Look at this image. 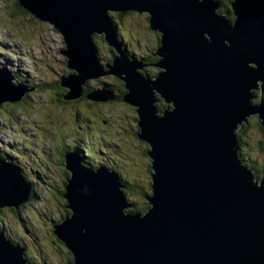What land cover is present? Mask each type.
Segmentation results:
<instances>
[{
    "label": "water",
    "instance_id": "water-1",
    "mask_svg": "<svg viewBox=\"0 0 264 264\" xmlns=\"http://www.w3.org/2000/svg\"><path fill=\"white\" fill-rule=\"evenodd\" d=\"M18 1L64 38L59 53L74 72L61 77V98L83 97L90 78L118 77L122 100L137 109L136 135L149 145L144 214L126 211L116 170L86 167L77 152L66 153L70 213L53 232L71 252L70 264H264V177L243 163L236 133L251 115L264 127V98L253 102L264 87V0H232L233 20L220 15V0ZM128 11L148 12L161 34L155 77L118 40L110 13ZM95 34L118 51L113 63L100 60ZM13 79L0 67V105L35 89ZM108 88L97 100L117 98ZM160 97L170 105L163 112ZM17 167L0 159V210L19 209L32 196ZM0 264H31L25 246L2 230Z\"/></svg>",
    "mask_w": 264,
    "mask_h": 264
},
{
    "label": "rangeland",
    "instance_id": "rangeland-1",
    "mask_svg": "<svg viewBox=\"0 0 264 264\" xmlns=\"http://www.w3.org/2000/svg\"><path fill=\"white\" fill-rule=\"evenodd\" d=\"M18 4V0H0V67L28 86L27 89L30 86L35 89L26 91L21 101H6L0 105V159L18 165L28 182L33 184L35 194L20 206L19 214L11 207L2 208L0 227L14 239L24 241L30 250L27 255L37 264L41 263L42 257L52 264H63L72 259V255L53 232L54 224L68 214L67 201L62 195L66 185L62 152L67 147H78L86 167L93 168L100 162L114 167L132 184V191L127 192L131 206L126 211L135 212L133 203L136 208L149 205L147 200L140 198L139 189L143 187L151 192V158L146 155L149 146L136 135L140 131L136 107L118 99L97 100L100 99L98 94L105 93L102 81L109 82L119 93L114 85L119 82L115 76L90 78L83 97L67 101L61 98L67 89L59 86L57 81L73 73L67 67L65 54L59 53L67 48L64 38L52 23L40 21ZM112 14L118 27V40L129 53L149 58L151 53L157 52L161 34L150 29L148 12ZM95 43L103 63L115 57L114 53L118 54L102 36H96ZM144 68L151 76L160 71L147 65ZM15 79L14 86H17ZM92 91L90 99L87 94ZM162 98L157 103L158 109L165 103ZM261 99L258 94L253 101L260 103ZM258 119L259 115L257 120L255 116L250 119L242 138L243 152L249 156L246 163L252 157L255 171L260 169L259 174L256 173L260 180L264 173L261 171L264 151L259 148V142L264 140V135ZM7 156L14 158L13 163L4 159ZM68 171L69 180L71 171Z\"/></svg>",
    "mask_w": 264,
    "mask_h": 264
},
{
    "label": "flooded vegetation",
    "instance_id": "flooded-vegetation-1",
    "mask_svg": "<svg viewBox=\"0 0 264 264\" xmlns=\"http://www.w3.org/2000/svg\"><path fill=\"white\" fill-rule=\"evenodd\" d=\"M223 2L225 1V2H228L229 0H222ZM227 5L229 4V2L228 3H226ZM223 5V4H222ZM230 5V4H229ZM228 9H230V8H228ZM114 14H119V15H121V16H123V15H125V13H121V12H118V13H116V12H114ZM120 16V17H121ZM147 17H148V15H147ZM37 18V17H36ZM38 19V18H37ZM114 19V18H113ZM40 20V19H39ZM40 21H42V20H40ZM115 21V20H114ZM149 23V22H148ZM116 24V23H115ZM116 26H117V24H116ZM150 26V25H149ZM117 29H118V27H117ZM151 29V28H150ZM123 45V47H124V44H122ZM112 48V47H111ZM125 48V47H124ZM113 49V48H112ZM114 50V49H113ZM155 53V52H154ZM130 54H134V56L135 57H137L138 59L139 58H142V60L144 61V63H145V65H147V66H149V65H152L153 63L152 62H150V61H147V59H148V56L146 57V56H144V55H142V56H137L135 53H130ZM116 55V53H114V56ZM156 56V55H155ZM157 57V56H156ZM114 58V57H113ZM112 58V59H113ZM158 58V57H157ZM66 64H67V62H66ZM68 75V74H67ZM114 76V75H113ZM115 79H117V80H119V82H117L116 84H114L117 88H118V91H119V93H116L112 88V90H113V92L115 93V95H116V97H117V99L118 100H122V97H123V94L126 92V88H125V84H124V82L121 80V79H119L118 77H116L115 76ZM59 85V84H58ZM60 86V85H59ZM112 85H110V87H111ZM255 94H256V97L258 96V94L260 95V97L261 98H264V87L263 88H261V89H259V90H257L256 92H255ZM254 102V101H253ZM255 103V102H254ZM255 116V118H256V120H257V116L258 115H254ZM254 116H252V117H254ZM252 117H250L249 118V121H248V123L247 124H245V126L246 127H244L245 128V130H244V132L242 133V135H240V141H242V146H241V148H240V157H241V159H242V161H243V163L245 164V165H247L253 172H254V174H255V176L256 175H258L259 174V172H260V169H258V171H255V167H254V163L255 162H253L254 160L252 159V157H251V161L250 162H248V163H246V161H247V157H249L247 154H246V156H245V153L243 152V138H242V136H243V134H245L246 135V129H247V126H248V124L250 123V119L252 118ZM259 120V119H258ZM259 126H260V128H261V130L263 131V135H264V130H263V128H262V124L261 123H259ZM144 142V141H143ZM259 148L262 150V151H264V140L263 141H260L259 142ZM68 151H75V152H77L80 156H81V158H83V154H82V151H81V149H72V148H66L63 152H62V154H63V165L65 166V172H64V174H63V178H65L66 179V183H67V180H68V178L70 177V173H69V171H68V169L66 168V153L68 152ZM86 161H89V160H86ZM89 163L90 164H92V162L91 161H89ZM101 164H104V163H99V165L98 164H95V166H93V168H98ZM106 165V164H105ZM107 166H109V165H107ZM109 167H112V166H109ZM150 167L152 168V166H151V161H150ZM112 168H114V167H112ZM115 169V168H114ZM152 170V169H151ZM262 172L264 171V167L262 168V170H261ZM152 173V172H151ZM256 173H258V174H256ZM121 175V174H120ZM123 177V176H122ZM262 177H264V173L262 174ZM124 178V177H123ZM63 191V190H62ZM63 193V192H62ZM64 196V195H63ZM67 207V206H66ZM14 211V210H13ZM69 211V210H68ZM70 213V212H69ZM13 238V237H12ZM14 239V238H13ZM15 241H17L16 243H20L21 245H24L25 246V249H26V257L29 259V261H30V263H33V264H37L36 263V261H34L32 258H31V256L30 255H27L29 252H30V250H29V247H28V245L24 242V241H20V240H16V239H14ZM59 240V239H58ZM59 242H60V244H63L62 242H61V240H59ZM66 248V247H65ZM67 249V248H66ZM68 250V249H67ZM69 251V250H68ZM40 252H42V249L40 250ZM70 252V251H69ZM69 254H71V252L69 253ZM72 255V254H71ZM42 259V261H41V263H39V264H52V263H50L49 261H47L46 259H44V257H42L41 258ZM71 261H73V256H72V259H70L69 258V260H67L66 262H64L63 264H70L71 263Z\"/></svg>",
    "mask_w": 264,
    "mask_h": 264
},
{
    "label": "trees",
    "instance_id": "trees-1",
    "mask_svg": "<svg viewBox=\"0 0 264 264\" xmlns=\"http://www.w3.org/2000/svg\"><path fill=\"white\" fill-rule=\"evenodd\" d=\"M221 1V3L224 5V7H225V5H227L226 3H228L229 2V4H230V2L232 1V0H229L228 2H223L222 0H220ZM18 3H19V1H18ZM227 5L226 7L227 8H224L223 7V10L221 9L220 10V12L221 13H226L227 15H228V17L231 19V20H233L234 19V15L232 14V11H231V4L230 5ZM222 5V6H223ZM18 7H22L21 5H20V3L18 4ZM228 8H230V9H228ZM22 9V8H21ZM113 12H111L110 13V15L112 16V18H113V14H112ZM123 13H125V12H123ZM32 14V13H31ZM33 15V14H32ZM33 16H35V15H33ZM36 17V16H35ZM58 31V30H57ZM59 32V31H58ZM60 33V32H59ZM61 34V33H60ZM96 36H102L103 37V39L106 41V39H105V36H104V34H95L94 35V41H95V38H96ZM157 56V54L156 53H151L150 55H149V58L147 59V61H150V62H152L153 64L152 65H149L148 67H151V68H155L156 67V63L158 62V58L156 57ZM114 59V58H113ZM113 59H111V60H109L108 62L111 64V63H113ZM146 66V65H145ZM148 69H143L142 70V73L143 74H146V75H149V73H148ZM159 71H157V73H158ZM156 75V74H155ZM155 75L154 76H152V77H155ZM151 76V75H150ZM61 79V78H60ZM59 81L60 80H58L57 81V83L59 84ZM101 85H103V86H109V90H111L112 92H113V90L112 89H110L111 87H110V85L111 84H109V82H105V81H102V83H101ZM89 91V90H88ZM126 93V92H125ZM24 99V98H23ZM117 99V98H116ZM21 101V100H20ZM16 102H18V101H16ZM11 103H14V102H11ZM166 107H167V105L165 104V103H163V105L162 106H160L159 107V109H160V111L162 112V109H166ZM248 121H249V119H248ZM248 122H243V124H242V126L236 131V133H237V135L240 137V135H242V133L244 132V130H245V128L244 127H246L245 126V124H247ZM245 134H243V136H244ZM240 143H242V141H240ZM75 149H79L78 147H76ZM146 155L149 157V155H148V150L146 151ZM2 158H4V157H2ZM4 159H8V160H11V161H14L13 159V157H9V156H7L6 158H4ZM152 168L150 167V164H149V173L151 174V172H152V170H151ZM118 172V171H117ZM119 173V172H118ZM151 179H152V176H151ZM122 180H123V183L125 184V188H124V194L127 196V192L128 191H132V184H131V182L130 181H128L127 182V179H123L122 178ZM65 187H66V185H65ZM139 189H140V194H141V199H145V200H147L146 199V196L149 194V192L147 191V190H145L143 187H139ZM64 192H65V190L63 191V193H62V195H64ZM35 194V190H34V186H33V184H32V191H31V195H32V197L31 198H33V195ZM64 197V196H63ZM127 198H128V196H127ZM128 200H130V199H128ZM132 202V201H131ZM133 203V202H132ZM133 209L135 210V212H139V213H142V214H144L145 212H146V210H147V208H148V205H146V206H141V207H139V208H136L135 207V204L133 203ZM12 210H14L15 211V213L16 214H19V212H20V209H14V208H11ZM1 211V210H0ZM133 212V211H132ZM68 214H69V211H68ZM67 214V215H68ZM0 230H2L4 233H5V235L8 237V238H10L13 242H17V241H15L11 236H10V234L9 233H7L2 227H0ZM70 253V252H69ZM28 261H29V259H28ZM30 262V261H29Z\"/></svg>",
    "mask_w": 264,
    "mask_h": 264
},
{
    "label": "clouds",
    "instance_id": "clouds-1",
    "mask_svg": "<svg viewBox=\"0 0 264 264\" xmlns=\"http://www.w3.org/2000/svg\"><path fill=\"white\" fill-rule=\"evenodd\" d=\"M113 21H114V19H113ZM115 22V21H114ZM116 23V22H115ZM139 59H141V58H139ZM144 62V61H143ZM106 63H109V62H106ZM105 63V64H106ZM145 64V63H144ZM124 95V94H123ZM149 146V145H148ZM80 156V155H79ZM81 157V156H80ZM101 165H103V164H101ZM111 168V167H110ZM112 169H114V168H112ZM114 170H116V169H114ZM117 171V170H116ZM120 174V173H119ZM122 176V175H121ZM123 178V177H122ZM124 179V178H123ZM152 193V192H151ZM32 197V196H31ZM31 199V198H30ZM149 206V205H148ZM16 243V242H15Z\"/></svg>",
    "mask_w": 264,
    "mask_h": 264
},
{
    "label": "bare ground",
    "instance_id": "bare-ground-1",
    "mask_svg": "<svg viewBox=\"0 0 264 264\" xmlns=\"http://www.w3.org/2000/svg\"><path fill=\"white\" fill-rule=\"evenodd\" d=\"M67 61V60H66ZM72 70V69H71ZM74 72V69L72 70ZM93 79V78H92ZM103 95V94H102Z\"/></svg>",
    "mask_w": 264,
    "mask_h": 264
}]
</instances>
